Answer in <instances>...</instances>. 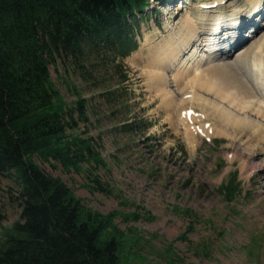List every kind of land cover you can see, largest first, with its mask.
<instances>
[{"label":"rangeland","instance_id":"obj_1","mask_svg":"<svg viewBox=\"0 0 264 264\" xmlns=\"http://www.w3.org/2000/svg\"><path fill=\"white\" fill-rule=\"evenodd\" d=\"M215 1L150 0L151 7L137 15L139 48L123 62L103 53L91 56L83 75L63 65L57 74L51 68L69 104L80 95L88 100L89 122L75 114L79 127L71 133L91 141L102 165L85 164L79 174L38 164L87 210L114 215L112 224L122 236L120 264H264V114L258 104L264 110V39L262 48L252 46L242 65L236 64L240 75L232 72L255 89L258 100L222 89L227 98L221 101L212 91L191 88L188 78L174 85L171 71L163 88L173 97L166 98L150 72L158 48L181 20L188 15L197 21L202 13L209 18L206 8ZM252 2L224 0L219 13L228 6L248 13ZM261 16L251 17L257 32L251 26L249 36L254 34L235 52L248 48L256 34L264 37ZM239 24L241 31L249 23ZM222 55L234 63L232 52ZM258 68L260 78L252 72ZM204 78L216 89L220 84L219 78ZM214 104L226 112H215ZM235 175L236 193L229 196L223 188ZM18 196L13 181L0 176V241L21 220Z\"/></svg>","mask_w":264,"mask_h":264},{"label":"trees","instance_id":"obj_2","mask_svg":"<svg viewBox=\"0 0 264 264\" xmlns=\"http://www.w3.org/2000/svg\"><path fill=\"white\" fill-rule=\"evenodd\" d=\"M147 5L0 0V176L13 181L22 210L21 220L4 231L0 264H120L114 215L87 210L38 161L79 174L85 164L102 165L91 141L71 133L79 127L75 114L89 122L88 100L80 95L69 104L51 68L57 74L63 65L83 75L91 56L103 53L123 62L139 48L137 15ZM236 178L223 188L229 196ZM99 191L108 193L102 186Z\"/></svg>","mask_w":264,"mask_h":264},{"label":"bare ground","instance_id":"obj_3","mask_svg":"<svg viewBox=\"0 0 264 264\" xmlns=\"http://www.w3.org/2000/svg\"><path fill=\"white\" fill-rule=\"evenodd\" d=\"M216 1H218L217 5H222L224 0ZM215 2H213V6H211L212 8L215 7ZM251 4L248 13L243 11L244 9L234 10V6H228L224 9L226 11L223 13L217 14L219 11L218 8L206 11L207 14L211 16L205 19L202 13L197 21H195L192 16L186 15L179 23L177 29L168 35L169 37L166 43L161 44L158 48L157 55L155 56L156 60H153L154 63L150 72L153 79L155 80L156 78L158 80L156 83L158 92L162 96L166 95V98L173 97V93L170 90L163 88V85H165L167 81L168 71H171L175 72V74L172 75L174 85H176L178 79L184 80L188 78L190 83H192L191 88L195 86L198 88V91H212L221 101L227 98V96L221 94L222 89L226 90V92L230 90H239L245 94L248 99L258 100L256 98L255 89L240 78L239 75L242 67L239 68V65L236 66V64L239 63L242 65V61L246 59V55L252 46H255L257 49L262 48V40L264 37H256V34L252 37L254 40L248 45V48L242 49L240 52L234 51L236 47L241 46L238 44L240 41L236 38L240 33V26H238V24L241 22L244 24L252 23L253 19L251 17H260L261 14V19H263L262 23L264 21V0H253ZM222 8L223 7H221L220 10L223 11ZM199 14H201V12H199ZM225 19L231 20L226 21ZM219 31L220 33L222 31L224 33L220 35ZM256 32L257 31H255V33ZM226 44H229V50L227 47H224ZM221 52H224V55H228L232 52V57H235L234 63L230 62L229 58L226 60H219L220 58L218 59V56ZM245 66L246 65H244V68ZM247 69L250 70V67H247ZM256 71H258L256 75L260 78L262 73L261 68L252 70V72L255 73ZM232 72L239 74V77H236ZM228 74H230V76ZM205 76H211L212 79H220V84H218L219 86L217 89L214 83H210L208 78H204ZM260 85L261 87L259 86V90L262 89V80ZM258 104L260 111L264 114V110H261L260 103ZM211 106H213L215 112L219 113L220 108L223 111L222 113L226 112L225 107L223 108L221 105L218 106L214 104ZM210 109H212V107H210ZM184 116L188 121L194 120V116H192L191 113H185ZM238 120V117H235L234 123ZM188 130L190 129L188 128Z\"/></svg>","mask_w":264,"mask_h":264}]
</instances>
